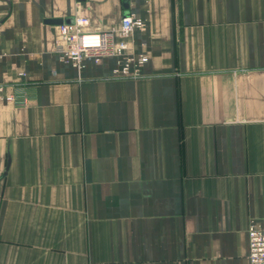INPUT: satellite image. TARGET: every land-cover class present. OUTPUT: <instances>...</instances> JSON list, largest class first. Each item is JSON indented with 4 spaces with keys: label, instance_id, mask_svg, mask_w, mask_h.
<instances>
[{
    "label": "crops",
    "instance_id": "1",
    "mask_svg": "<svg viewBox=\"0 0 264 264\" xmlns=\"http://www.w3.org/2000/svg\"><path fill=\"white\" fill-rule=\"evenodd\" d=\"M149 59L57 53L88 17ZM0 264H250L264 223V0H0ZM24 81V80H23Z\"/></svg>",
    "mask_w": 264,
    "mask_h": 264
},
{
    "label": "built area",
    "instance_id": "2",
    "mask_svg": "<svg viewBox=\"0 0 264 264\" xmlns=\"http://www.w3.org/2000/svg\"><path fill=\"white\" fill-rule=\"evenodd\" d=\"M88 17H77L72 23L59 24L57 53L64 62L81 66L86 57L99 61L103 56H116L117 63L113 73L119 76L138 75L141 66L149 59L146 52L135 53L131 50L129 38L133 31L144 25L142 17L128 11L121 17L119 26L112 31H93L88 28ZM21 82L5 84L0 82V93L7 86H12L13 92L5 95V99L17 104H28L26 96V73L18 72ZM24 80V81H23ZM250 264H264V223H251L248 228Z\"/></svg>",
    "mask_w": 264,
    "mask_h": 264
},
{
    "label": "water",
    "instance_id": "3",
    "mask_svg": "<svg viewBox=\"0 0 264 264\" xmlns=\"http://www.w3.org/2000/svg\"><path fill=\"white\" fill-rule=\"evenodd\" d=\"M47 21L50 23H60V24L64 22L62 19H49ZM73 21H74L73 19H68L65 22L72 23Z\"/></svg>",
    "mask_w": 264,
    "mask_h": 264
}]
</instances>
